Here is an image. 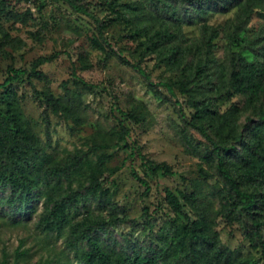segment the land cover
Listing matches in <instances>:
<instances>
[{"label":"rangeland","instance_id":"1","mask_svg":"<svg viewBox=\"0 0 264 264\" xmlns=\"http://www.w3.org/2000/svg\"><path fill=\"white\" fill-rule=\"evenodd\" d=\"M171 2L179 21L148 0H86L97 18L108 22L117 17L104 30L109 47L95 20L66 2L0 0V82L10 65L28 67L39 55L58 54L40 65L42 78L25 74L0 88V108L8 111L13 126L30 129L38 148L34 160L41 167L34 174L38 186L27 208L0 202V264L3 258L5 264L44 260L79 264L67 245V234L71 223L86 217L104 219L105 228L98 234L117 248L130 243L135 249L157 251L159 234L193 223L215 245L248 257L249 264H264L260 246L246 234L249 223L245 226L246 219L232 199L227 205L221 193L227 187L216 169L209 139L180 114L181 109L187 118L204 122L215 138L219 120L198 117V108L224 112L235 102L239 106L235 129L247 137L248 118L257 117L256 108L264 100V79L252 98L231 96L226 89L215 91V70L219 63L232 69L231 58L238 54L264 61L257 54L264 43V18L257 14L247 18L238 6L215 8L216 0H207L211 9L204 21L216 31L211 49L202 34V21L194 13L196 0ZM162 22L177 37L147 52L146 36L135 34L133 28L152 31ZM248 39L256 44L250 46ZM171 48L178 51L173 64L167 63ZM119 56L138 63L148 77ZM198 61L204 72L197 74ZM180 78L192 88L198 82L194 97L181 91ZM165 81L172 83L173 92L160 85ZM47 91L55 98L56 109L45 101ZM128 112L136 116L125 117ZM121 124L126 130H121ZM76 155H81V161L72 165ZM162 163L173 173L148 169ZM49 165L68 167L60 175L44 176L43 169ZM133 171L147 180L148 189ZM167 189L178 197L179 211L167 204ZM69 190H76L78 199L68 208L67 223L59 232L39 229L36 223L45 207ZM9 193L8 187H0V197ZM85 247L81 242L80 250ZM21 251L25 253L18 254Z\"/></svg>","mask_w":264,"mask_h":264},{"label":"trees","instance_id":"2","mask_svg":"<svg viewBox=\"0 0 264 264\" xmlns=\"http://www.w3.org/2000/svg\"><path fill=\"white\" fill-rule=\"evenodd\" d=\"M66 2L76 12L91 16L96 22L99 35L104 39V30L117 18H112L106 22L97 18L86 6V0H56ZM156 10L179 21L175 12L172 0H148ZM174 1V0H173ZM176 1V0H175ZM185 1V0H183ZM190 1V0H186ZM199 1V2H198ZM207 0H196L194 8L195 16L200 18L202 34L206 36V43L212 49L214 44L212 39L216 36L214 28H210L205 23V15L211 8L205 3ZM198 5V6H197ZM233 6H238L241 14L247 18L251 14H257L264 18V0H216L215 8L228 10ZM120 17V14L118 15ZM191 21V20H190ZM157 28L149 31L147 27L135 26L133 31L139 36L145 35L147 52H154L166 46L176 39L177 33L170 31L168 24L160 23ZM208 28L210 29L209 34ZM248 44H256L248 39ZM209 49V51H211ZM176 49L168 50V62L175 63L178 59ZM258 55L264 57V43L257 50ZM57 52L39 55L32 59L28 67L8 66L6 77L0 82V88L4 87L14 79L22 75L42 78L44 73L39 68L43 63L52 61L57 57ZM123 63L130 64L140 74L148 77L147 72L138 63H131L123 56H119ZM234 64L232 69L227 70L223 63L216 65L215 72H218L217 81L214 83L216 92L222 93L224 89L231 96L240 94L244 98H252L260 83L264 79V61L257 58L250 60L242 54L231 58ZM195 72H204L203 64L198 61L195 65ZM190 79V78H189ZM191 81L192 80L191 78ZM181 91H185L189 96L194 97L199 90L198 82L190 87L180 78L178 80ZM164 85L173 92L172 83L165 81ZM45 101L56 109L55 98L50 92L44 93ZM177 101V100H175ZM195 104V103H194ZM197 106V105H196ZM238 104L235 102L224 112L208 110L206 106L198 108V117L207 119H218L215 138L207 131V126L202 121L187 118L180 109V114L184 120L195 128L198 132L209 139L211 151L216 158V169L227 189L222 190V195L226 198V204L237 207L238 213L245 217L246 234L254 244L259 245L261 254L264 257V100L256 108L257 117L248 118L247 137L244 138L242 132H237L234 121L237 116ZM125 117H135L132 112L123 113ZM11 116L8 111L0 108V187L9 188L8 196L0 197V202L14 205L16 209L27 208L34 196V190L38 186V180L34 177L37 170V163L34 160L35 152L38 148L33 144L32 132L21 125L13 126ZM121 130H126L121 124ZM237 143H242L237 148ZM81 161V155H76L72 165ZM66 165H49L43 169L44 176L60 175L66 170ZM151 172L161 170L164 174H172L170 166L165 163L149 165ZM133 176L148 189V182L136 172ZM97 180L91 181L96 184ZM78 199L76 190H69L65 194L52 199L50 206L45 207L40 214L36 225L45 232L57 231L67 223L68 208ZM165 200L174 211L181 209L178 197L171 191L166 190ZM118 221L125 220L122 217L116 218ZM115 221V220H114ZM106 221L100 217H86L75 221L69 225L67 234V245L77 255L79 264H249L250 259L241 256L235 250H226L215 245L207 232L201 230L195 224H184L175 228L171 232H164L157 236L160 246L157 251L135 249L130 246L117 248L113 244L106 242L98 231L104 229ZM263 231V232H262ZM85 242L86 247L80 250V243ZM131 248V249H130ZM25 251L18 252L24 254ZM5 258L1 264H5ZM38 264H47V261Z\"/></svg>","mask_w":264,"mask_h":264}]
</instances>
